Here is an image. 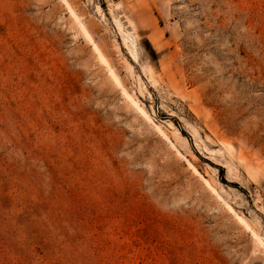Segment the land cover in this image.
Returning <instances> with one entry per match:
<instances>
[{
    "label": "rangeland",
    "instance_id": "1",
    "mask_svg": "<svg viewBox=\"0 0 264 264\" xmlns=\"http://www.w3.org/2000/svg\"><path fill=\"white\" fill-rule=\"evenodd\" d=\"M263 197L264 0H0V264H264Z\"/></svg>",
    "mask_w": 264,
    "mask_h": 264
},
{
    "label": "crops",
    "instance_id": "2",
    "mask_svg": "<svg viewBox=\"0 0 264 264\" xmlns=\"http://www.w3.org/2000/svg\"><path fill=\"white\" fill-rule=\"evenodd\" d=\"M132 23L145 37L150 38L159 32L160 22L157 15L155 18L154 13L146 9L136 11L132 17ZM262 208L264 211V197L262 198Z\"/></svg>",
    "mask_w": 264,
    "mask_h": 264
}]
</instances>
